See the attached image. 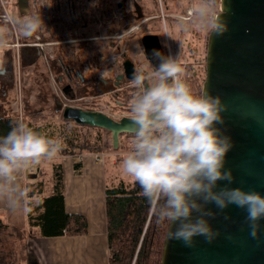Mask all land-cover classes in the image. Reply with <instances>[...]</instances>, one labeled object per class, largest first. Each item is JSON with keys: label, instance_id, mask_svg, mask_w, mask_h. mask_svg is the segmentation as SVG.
<instances>
[{"label": "clouds", "instance_id": "9594fccd", "mask_svg": "<svg viewBox=\"0 0 264 264\" xmlns=\"http://www.w3.org/2000/svg\"><path fill=\"white\" fill-rule=\"evenodd\" d=\"M19 20L18 30L25 38L42 28L39 16ZM227 31L223 22L213 26L217 36ZM154 57L160 61L154 84L147 86L142 72L132 78L141 91L131 108L134 143L122 161L123 172L138 183L150 206L153 200L163 199L162 210L154 215L158 222L168 223L172 241L193 247L194 238L202 236L211 242L214 233L204 219L213 215L204 211L208 204L221 210L229 205L245 209L249 234L257 238V222L264 219V196L240 188L217 190L218 182L233 179L231 172L224 170L232 144L215 128L222 122L220 98L208 91L193 94L181 79L184 69L178 57L163 58L156 50ZM6 74V66L0 63V76ZM61 150L60 141L19 122L0 136V178L10 177L24 163L52 160ZM193 213L198 214L196 218Z\"/></svg>", "mask_w": 264, "mask_h": 264}, {"label": "flooded vegetation", "instance_id": "af4514ba", "mask_svg": "<svg viewBox=\"0 0 264 264\" xmlns=\"http://www.w3.org/2000/svg\"><path fill=\"white\" fill-rule=\"evenodd\" d=\"M7 3L0 0V63L7 68L0 76V99L9 98L18 86L30 88L31 99L38 88L32 101L52 103L55 112L60 105L98 110L97 104L105 101L111 116L132 117L141 91L132 83L133 75L142 72L151 86L160 62L154 50L159 53L161 48L165 58L186 50L176 43L181 38L173 37L169 21L176 19L165 13L164 0H26L21 7L19 0H10L11 7ZM25 16L42 21L41 30L30 38L18 30ZM24 104H30L26 95Z\"/></svg>", "mask_w": 264, "mask_h": 264}, {"label": "water", "instance_id": "95a60500", "mask_svg": "<svg viewBox=\"0 0 264 264\" xmlns=\"http://www.w3.org/2000/svg\"><path fill=\"white\" fill-rule=\"evenodd\" d=\"M25 2L19 0L20 7ZM218 21L228 31L217 36L212 30L209 35L201 91L220 98L222 122L215 128L232 144L224 170L233 179L218 182L217 190L240 188L264 196V0H220L215 24ZM159 54L165 58L161 48ZM57 112L78 125L110 132L117 150L121 136L131 132V117L116 119L99 110L62 105ZM36 177L37 172L28 175ZM204 211L213 214L204 216L214 233L211 242L198 236L193 247H186L168 238V228L161 264H264V219L257 222L254 239L245 209L229 205L221 210L208 204Z\"/></svg>", "mask_w": 264, "mask_h": 264}, {"label": "trees", "instance_id": "16d2710c", "mask_svg": "<svg viewBox=\"0 0 264 264\" xmlns=\"http://www.w3.org/2000/svg\"><path fill=\"white\" fill-rule=\"evenodd\" d=\"M199 1L206 5H210L212 2L216 3V5L220 3V0ZM177 4L176 0H164L163 6L166 14L175 11V9L178 12L181 10L186 12L185 9L177 7ZM170 6L175 7V9L170 8ZM212 30L208 32L206 43ZM192 51L196 52L197 49L193 48ZM203 60L199 61V63L187 65L188 77L183 79L191 87L193 94L197 95L201 93V85L205 79L204 77L202 78V70L200 69L203 68L205 72L206 57ZM202 64L204 65L203 67ZM116 106L119 110V105ZM43 115L42 113H30L29 118H31V121L29 127L55 139L56 133L61 130L63 138L60 141L62 150L59 154L74 156L77 170H79L82 163L79 158L80 155L87 152L104 154L103 152L108 151L109 148L113 149V142L110 146L107 145L108 143L105 142L103 136L104 131H101V129H99V134L97 135L98 145L89 147V141H84L83 144L78 142L80 133L66 132L55 125H38V121ZM63 121L65 124L76 125L72 121ZM17 123L16 118L13 116L5 113L1 114L0 136L7 135ZM51 172L52 187L50 190L46 189V183L43 179L39 181L38 178L37 180H30L31 184L27 191L26 202L30 235L35 236L37 234L41 237L53 238L87 234L88 221L86 217L66 212L62 163L53 161ZM162 205L163 199L159 202L153 200L150 206L148 200L143 196L142 189L136 182L130 185L120 183L112 188H107L106 211L110 264H161L165 235H167L169 225L167 222H158L154 213L159 214L162 210ZM5 229H9V225L0 220V233H2L1 230ZM21 234L23 238L24 233L22 232Z\"/></svg>", "mask_w": 264, "mask_h": 264}, {"label": "rangeland", "instance_id": "374dc122", "mask_svg": "<svg viewBox=\"0 0 264 264\" xmlns=\"http://www.w3.org/2000/svg\"><path fill=\"white\" fill-rule=\"evenodd\" d=\"M10 0H8L9 3ZM178 2L179 8L187 10H178L175 7L170 6V8H174L175 11L170 12L171 15H174V19L170 20V23H173V30L174 32V39L176 40L178 36L181 38V42L176 41L177 45H185V51L181 50V54H174L173 57H178L181 65L184 69L183 74L181 75V79L188 77V71L186 70L187 65H191L192 63H199V61H204L203 59L206 57V50H207V35L210 30L213 29L215 25V17L220 12V3L216 5L213 2L210 5H206L199 0H176ZM212 1V0H211ZM7 3V4H8ZM11 7V4H8ZM176 7V8H177ZM186 7V8H185ZM164 8V6H163ZM166 13V12H165ZM181 16H184L182 18ZM170 28V27H169ZM182 43V44H181ZM175 45V44H174ZM178 47V46H177ZM196 48L197 51L193 52L192 49ZM204 65L202 64V67ZM202 78L206 77V70L204 72L203 68L200 69ZM205 80V79H204ZM204 82V81H203ZM202 82V85H203ZM201 85V91H202ZM200 88V85H199ZM37 89L35 88V92L32 93V98H29V94L31 91L28 87H20L18 86L17 89L15 88L14 92L9 94V98L7 99H0V115L1 114H8L16 118L17 122H23L29 126L31 118H29V114L31 111H36L44 108L46 111L41 119L38 121V125H55L58 126L59 129H63V131H70V132H77L80 133L79 143L83 144L84 141H89L88 146L94 147L98 145V137L99 128L96 127H81L78 124H65L63 120H65L62 116V113H57L53 109L52 103H42L38 100H33L37 93ZM25 95L30 100V104H24ZM1 98V97H0ZM27 107V113L26 111ZM97 108L99 111L110 115L112 111L109 107L107 102L103 101L97 104ZM121 110V109H120ZM122 113V112H120ZM121 115V114H120ZM119 114H116L114 118L120 119ZM69 121V120H68ZM73 122V121H72ZM75 123V122H74ZM103 132V136L105 142L108 143L107 145L110 146L113 141L112 134L105 129H101ZM57 134V135H56ZM56 139L61 141L63 138L62 131L60 130L59 133H56ZM130 134H124L121 136L120 146L117 149L113 147V149H108V151L103 152L104 157L103 160L107 161V168H108V179H109V187L112 188L117 186L120 183H124L127 185L135 183V181L127 176L122 169V161L126 156L132 151L133 149V138L129 136ZM103 150V149H100ZM89 154V152H87ZM102 157V156H101ZM29 171L27 176L31 173L30 171H34L36 173L38 169L41 167V164H33L28 162ZM43 174L38 176V180L45 178V181H48L45 176H50V171L46 168L43 169ZM36 179V178H35ZM29 180V179H28ZM30 181V180H29ZM12 203L16 208H22L23 201L16 193L12 195ZM9 204V200L8 203ZM23 211V210H22ZM18 210L15 211L13 209L2 211L0 212V220L6 224H9V229L1 230L0 233V264H25V256H26V247L24 245L25 239L22 238V231L25 229L23 225V212Z\"/></svg>", "mask_w": 264, "mask_h": 264}, {"label": "crops", "instance_id": "0c3cea01", "mask_svg": "<svg viewBox=\"0 0 264 264\" xmlns=\"http://www.w3.org/2000/svg\"><path fill=\"white\" fill-rule=\"evenodd\" d=\"M103 157V154L97 153L82 154L79 156L82 163L77 170L74 156L58 153L52 160L42 159L41 167L37 171L38 176L43 174L44 168L50 171V176H45L48 181L42 178L46 189L50 190L53 161L62 163L66 212L86 217L88 233L84 235L53 238L37 234L31 236L26 207L27 191L31 184L29 180H35L27 176L31 164L24 170L18 168L8 178H0V212L23 210L25 264H110L106 211V190L110 184L107 161H104ZM33 172L32 170L29 173ZM15 191L24 200L22 208L10 206Z\"/></svg>", "mask_w": 264, "mask_h": 264}, {"label": "built area", "instance_id": "2783aa9c", "mask_svg": "<svg viewBox=\"0 0 264 264\" xmlns=\"http://www.w3.org/2000/svg\"><path fill=\"white\" fill-rule=\"evenodd\" d=\"M27 165H28V162L20 165L19 169L24 170L26 169Z\"/></svg>", "mask_w": 264, "mask_h": 264}]
</instances>
